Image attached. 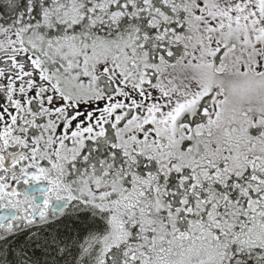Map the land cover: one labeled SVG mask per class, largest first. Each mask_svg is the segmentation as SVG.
Returning a JSON list of instances; mask_svg holds the SVG:
<instances>
[{
  "label": "snow or ice",
  "instance_id": "snow-or-ice-1",
  "mask_svg": "<svg viewBox=\"0 0 264 264\" xmlns=\"http://www.w3.org/2000/svg\"><path fill=\"white\" fill-rule=\"evenodd\" d=\"M0 264H264V0H0Z\"/></svg>",
  "mask_w": 264,
  "mask_h": 264
}]
</instances>
